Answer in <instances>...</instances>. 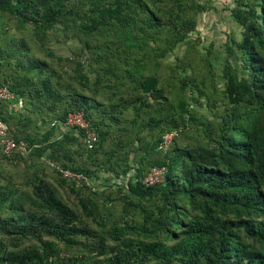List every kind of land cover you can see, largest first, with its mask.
Segmentation results:
<instances>
[{
    "label": "trees",
    "instance_id": "trees-1",
    "mask_svg": "<svg viewBox=\"0 0 264 264\" xmlns=\"http://www.w3.org/2000/svg\"><path fill=\"white\" fill-rule=\"evenodd\" d=\"M209 2L0 0V121L26 146L0 149L25 175L0 177V264H264V0H232L216 80L177 55L160 73ZM74 110L96 140L61 128Z\"/></svg>",
    "mask_w": 264,
    "mask_h": 264
},
{
    "label": "rangeland",
    "instance_id": "rangeland-1",
    "mask_svg": "<svg viewBox=\"0 0 264 264\" xmlns=\"http://www.w3.org/2000/svg\"><path fill=\"white\" fill-rule=\"evenodd\" d=\"M213 3H215L217 9L212 10L208 12L209 15L205 17L201 21V26H197L196 32L192 35V40L195 42V47L190 50V54L185 53L182 54L184 51V44L177 48L175 54L169 55L164 59V62L162 63V66L160 68V73H163L165 75L168 74V68L170 66L175 65L177 62H175V56L177 55L180 59V62L185 61H192V65L195 74L198 75L197 78L204 74H208L210 78H212L210 75L213 73L214 75L219 73L220 67H221V60L226 52V44H230V37H233L235 39L240 38V27L231 20L229 13H228V7L230 8L232 6V0H211ZM208 2V0H206ZM231 5V6H230ZM53 45V44H52ZM63 45V43H61ZM65 47H62V49L59 48L60 52L65 53L67 51V44L64 45ZM61 47V46H60ZM192 58V59H191ZM210 61V62H206ZM187 73L190 72V69L186 70ZM210 78H207L210 80ZM213 80H216L215 78H212ZM216 87L215 90L213 89H207L206 93L209 94L211 97L218 96V88L221 83L220 81H214ZM203 102V101H202ZM22 102L19 101L17 104V108H21ZM206 105L203 104H194V113H205ZM132 114L131 112H125L124 117H130ZM202 115V114H201ZM111 140H108L106 144H110ZM0 177H3V175L11 174L14 177V180L16 182L17 178H23L25 175L21 172L20 169H23L19 166L9 167L5 165L3 162L0 161ZM24 169L27 171V175H31L32 171L35 169L38 173L42 174L43 172H46L49 176V167L46 166V164L41 159H33L31 157L27 158V166L24 167ZM46 178V177H45ZM18 183L20 181H17ZM16 182V183H17ZM62 193L65 197V199L73 205L75 208H77V199L76 197L69 192V188L61 187ZM118 212V211H117ZM116 212V213H117ZM82 241L88 242L85 239H82ZM30 241H26L25 244H28ZM64 255H83L86 257L87 260H91L93 258V253L90 254L89 251L84 247V249L78 250L76 246L70 247L68 250L63 251ZM95 258H101V257H95ZM92 261V260H91ZM148 264H153V262H148Z\"/></svg>",
    "mask_w": 264,
    "mask_h": 264
},
{
    "label": "built area",
    "instance_id": "built-area-1",
    "mask_svg": "<svg viewBox=\"0 0 264 264\" xmlns=\"http://www.w3.org/2000/svg\"><path fill=\"white\" fill-rule=\"evenodd\" d=\"M9 93L7 91V89L0 87V99H2L3 97H9ZM66 126H73V127H79L80 129H82L85 133V138L88 140H96V135L95 133L90 129L89 127V123L88 121L84 118L83 113L80 111H72L71 113H69L65 119V121L63 123H61V128L63 130L66 129ZM173 132L172 133H166L163 136V140L165 142V144H169V142L171 141V137L173 136ZM90 144V143H88ZM0 149L2 150V152L4 153V155L6 156H10L11 152L13 150H19L22 153L26 152V146L23 142H18L16 143V141L13 139V137L10 135V133L8 132L7 126L0 121ZM51 165H54V163L52 162ZM55 166V165H54ZM56 168H58L56 166ZM60 169V168H58ZM62 171V174L66 177L69 178H80L81 175L70 172L68 170H60ZM159 175H161V170L154 168L152 170V173H150L146 180L151 182V181H156L159 178Z\"/></svg>",
    "mask_w": 264,
    "mask_h": 264
},
{
    "label": "crops",
    "instance_id": "crops-1",
    "mask_svg": "<svg viewBox=\"0 0 264 264\" xmlns=\"http://www.w3.org/2000/svg\"><path fill=\"white\" fill-rule=\"evenodd\" d=\"M210 7L209 8H207L205 11H203L202 13H201V18H200V21H199V25L201 24V21L205 18V17H207V15H209L208 14V12H210V11H212V10H215L216 11V9H217V7H216V5H215V3H213V1H211L210 0ZM201 26V25H200Z\"/></svg>",
    "mask_w": 264,
    "mask_h": 264
}]
</instances>
